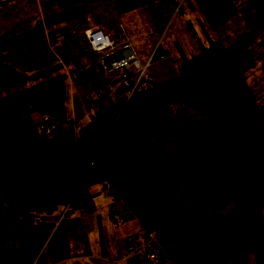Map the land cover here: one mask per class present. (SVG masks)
<instances>
[{
  "label": "trees",
  "instance_id": "1",
  "mask_svg": "<svg viewBox=\"0 0 264 264\" xmlns=\"http://www.w3.org/2000/svg\"><path fill=\"white\" fill-rule=\"evenodd\" d=\"M10 1L3 0V4ZM155 1L158 0H114L122 13ZM75 50L78 57L96 53L85 38L75 42ZM158 53L160 46L152 61ZM84 72L89 81L99 80L113 87V76L116 75L106 74L99 61L85 65ZM28 80L27 74L13 67L0 50V91ZM197 93L203 98L208 117L202 122L203 134L193 153L194 160L210 162L223 154H227L228 159L224 158L222 164L208 170L203 179L197 182L188 179L179 186L176 173H168L164 163L145 160L140 149L172 130L171 124L163 120V108L184 102L198 111L194 99ZM39 97H53L55 101L42 108L36 102ZM232 99L237 101L235 110L223 113L221 106ZM17 103L25 114L23 120L15 117ZM130 103L139 104L146 113L142 122L131 124L133 154L136 167L145 179L143 187L130 165L119 173H101V167L110 164L115 154L106 149L105 141L116 129L117 121L126 118V107ZM31 110L50 115L62 124L73 120L65 73L47 77L21 90L17 88L0 98V199L4 213H51L66 207V214L92 211L96 208L98 195L95 187L106 183L122 199L139 225L154 231L155 237L170 233L171 224L166 222L174 216L170 199L177 198L186 211L185 226L177 235L184 248L193 254L196 264L221 261L264 264V114L260 113L257 97L241 79L222 42L212 41L202 51L184 60L182 74L154 86L150 95L134 93L127 101L112 103L102 112L94 113L80 129H57L54 149L51 147L53 141L36 142V122ZM119 142V152L128 153L130 148L121 139ZM241 148L247 153L245 171L250 176L248 196L242 208L243 220L239 225L243 237L235 234L232 216L242 183L235 161ZM38 149L45 151L44 180L32 168ZM178 154L180 172H190L193 166L187 162L191 154L188 144ZM228 182H232V190L226 188ZM141 188L145 202L136 200ZM218 234L227 236L225 245L210 244ZM175 260L178 264L184 263L182 256ZM46 263L45 254H41L35 264Z\"/></svg>",
  "mask_w": 264,
  "mask_h": 264
},
{
  "label": "crops",
  "instance_id": "2",
  "mask_svg": "<svg viewBox=\"0 0 264 264\" xmlns=\"http://www.w3.org/2000/svg\"><path fill=\"white\" fill-rule=\"evenodd\" d=\"M40 1L45 14L44 23L30 22L19 27L5 28L0 34V50L13 67L25 72L29 77L25 84L17 86L19 90L60 73L67 75L71 88V75L76 77L77 90L85 92L86 95L81 97L91 99V106L85 111L77 110L75 102L72 105L71 101L72 117L78 127V119L81 120L88 115L92 118L94 113L98 112L93 108L94 101L99 94H106L105 89L110 91L112 87L97 83L99 80H88L84 66L96 62L97 54L94 53L96 56L93 58L90 57L91 54L78 57L75 42H82L85 38L83 32L95 26H99L101 32L114 44L121 43L124 35L131 41L128 30L124 29L123 33H126L122 35L123 33L117 30L119 28H115L122 27L127 15L119 11L115 2L109 0L96 3L100 4L97 10L84 0ZM159 2L164 13L168 9H175V20L189 33V46L193 54H184L179 50L176 59L183 63L192 57L190 55L194 56L202 51L210 42H222L241 79L257 97L260 113L264 114V0H159ZM75 19L79 20L80 24L75 27V32H72ZM71 21L72 23H69ZM159 46L160 53L164 54L163 48ZM170 56L166 54L162 60ZM151 63L147 68L151 67ZM113 75L118 77L116 73ZM89 83H96L97 88H82V85ZM113 85H117L116 79L113 80ZM4 90L0 91V98L4 97L2 96ZM54 101L53 97H39L36 102L39 107L46 108ZM35 122L37 123V118ZM95 190L98 191L95 207L98 209L112 207L116 197L115 191L106 183L95 187ZM63 210L64 208L51 213L6 214L0 209V264H7L9 260H14L17 264H35L41 254L46 256V264H148L135 255L127 254L126 235L139 226L134 216L120 225H101L97 229L87 230L85 256L79 259L70 258L65 228L76 224L78 216L75 213L63 214ZM170 227V233L163 237L164 243L157 240L158 243L166 251V246L178 241L180 246L178 253L189 251L184 248L177 235L184 226L179 230L172 225ZM226 242L225 235V244ZM178 256H182L185 263L184 254L179 253ZM190 263L196 264L195 259ZM212 264L230 263L221 261Z\"/></svg>",
  "mask_w": 264,
  "mask_h": 264
},
{
  "label": "rangeland",
  "instance_id": "3",
  "mask_svg": "<svg viewBox=\"0 0 264 264\" xmlns=\"http://www.w3.org/2000/svg\"><path fill=\"white\" fill-rule=\"evenodd\" d=\"M98 0L94 2H89L91 4L90 7L95 8L97 10L100 4L102 3ZM114 3V0H109ZM159 0L149 3L144 7H139L133 9L131 11L126 12L123 25L122 27H115L120 32H124L128 30L131 35L132 40L129 41L124 35V40L119 44H114L110 39V41L115 46H119L125 44L126 42L130 45V50L136 57V59L143 65L147 63L148 59L153 57V54L156 48L161 45L163 48V52L165 57L166 54L170 56L169 58L162 60L160 59L158 53L155 58L153 59V63H151V67L146 68L142 79L135 90V94H151V89L159 84L164 82L170 81L183 72V63L176 59V55L178 54L177 51L182 50L184 54H193L191 53V48L189 46V37L188 31L184 30L178 24V21L175 20V9H168L166 13H164L162 9V4H159ZM43 18H45L43 5L41 3ZM96 14V13H95ZM167 14V17H166ZM73 21V20H72ZM69 22V23H72ZM44 23V20H43ZM79 20H74V25L72 26V32H75V27L79 25ZM124 26V27H123ZM158 41L156 42V40ZM132 43V44H131ZM156 46V47H155ZM97 61L99 58V53H97ZM96 54L92 53L90 55L91 58L95 57ZM189 56V55H187ZM193 56V55H190ZM164 57V58H165ZM119 74L118 71L113 72V74ZM112 74V73H111ZM117 80V85H113L110 91L105 89L106 94H99L97 100L94 101V104L100 101V96L104 97V100L101 102V109L107 108L105 105H110L112 102L115 103L120 100L127 101L126 97L124 96L123 90L119 87V75L118 77L113 76ZM71 101L72 105L75 102L77 110H89L88 108L91 106V99L90 98H83L86 97L84 94L85 92L77 90L76 86L78 87L77 81L78 79L71 75ZM97 83H100L97 82ZM101 86V84H99ZM89 87L97 88L96 83L82 85V88ZM17 89V86L14 88H7L5 89L2 96H8L12 94ZM84 89V90H86ZM108 95V96H106ZM83 96V97H81ZM195 101L197 102L199 109L196 111L195 109L191 108L187 103L179 102L167 106L162 109L163 120L169 122L172 126V130L169 132L167 136H162L160 140L153 141L149 144L144 145L141 147L140 152L145 160H152L157 163H164L165 167H167L168 173L172 171L176 173L178 179L177 184L180 186L186 180H192L194 182L203 179L208 170L211 168L220 165L223 163L224 158L228 159L227 154H223L221 157H217L210 162H197L194 160L193 153L199 147V138L202 136V122L206 120L208 117L207 107L203 102V98L200 93L195 95ZM126 103L124 104L125 107ZM237 106V101L232 99L221 106V111L225 114L230 113L235 110ZM79 112V111H78ZM126 118H120L117 121L116 129L108 136L105 141V147L108 151H114V159L113 161L101 167V173L104 175H109L113 173L121 172L125 166L130 165L134 168L138 178L141 181L142 187L145 185L144 176L138 171L136 167V158L133 154V142L131 136V124H137L142 122L146 118L145 110L139 104H128L126 107ZM80 116V114L78 115ZM15 117L18 120L25 119V114L21 108L19 103L16 104L15 109ZM35 121V117H32ZM91 120V116L88 115L86 118L78 119V127L80 129L84 125H86ZM187 124V125H186ZM119 139H121L129 148L130 151L126 154H121L119 152ZM188 144L190 148L191 154L187 162L193 166L192 170L188 173H181L179 170V152ZM56 146V141L51 143V147L54 149ZM44 158H45V151L42 149H38L36 152V156L33 161L32 168L38 174L41 180H44ZM236 163L239 166L240 171V180L242 179V183L239 186V199L237 201L236 210L233 212V220L235 225L234 232L243 237L242 232L240 231L238 225L242 222L243 219V205L247 200L248 196V185L250 176L245 171V166L247 163V153L244 148H241L239 151L238 156L235 159ZM195 163V164H194ZM182 178V179H181ZM226 188L228 190L233 189L232 182H228L226 184ZM52 186L50 185L48 188V192L50 193ZM136 200L140 202H145L146 198L144 197L143 188L139 191L136 196ZM170 204L174 210V216L167 220L168 224H171L176 230L181 229V227L185 226L186 223V211L180 204L177 198H171ZM157 239L160 243L163 242V235H156ZM211 245L223 246L225 245V235L218 234L216 235L210 243ZM178 241L172 245L166 246V252L172 258H177L179 253H183L185 257L184 264H193L190 263L194 261V256L190 251H183L178 253ZM178 246V248H177ZM176 248V249H175Z\"/></svg>",
  "mask_w": 264,
  "mask_h": 264
},
{
  "label": "built area",
  "instance_id": "4",
  "mask_svg": "<svg viewBox=\"0 0 264 264\" xmlns=\"http://www.w3.org/2000/svg\"><path fill=\"white\" fill-rule=\"evenodd\" d=\"M43 20L40 0H11L5 4H3V0H0V34L5 28L19 27L30 22L43 23ZM83 34L92 50L99 53L98 61L104 72L106 74L119 72V87L128 100L135 93L152 58L148 59L145 65L141 64L131 52L128 42L119 46L113 45L109 38L101 32L99 26L89 28ZM159 57L163 59L165 55L160 54ZM103 100L104 97L100 96V101L94 104L95 111H103L101 109ZM31 115L37 118L35 139L41 144L52 142L57 129L76 130L77 128V123L74 120L62 124L56 118L50 115H41L36 110H31ZM66 212L67 207L63 210V214ZM77 216V223L65 228L68 253L72 259L85 256V232L87 230L97 229L101 225H120L126 223L134 215L116 194L112 207L108 209L95 208L92 211L79 213ZM126 241L127 254L135 255L148 264H178L158 243L155 232L145 227L139 225L129 231ZM7 264L17 263L14 260H9Z\"/></svg>",
  "mask_w": 264,
  "mask_h": 264
},
{
  "label": "bare ground",
  "instance_id": "5",
  "mask_svg": "<svg viewBox=\"0 0 264 264\" xmlns=\"http://www.w3.org/2000/svg\"><path fill=\"white\" fill-rule=\"evenodd\" d=\"M155 56V55H154Z\"/></svg>",
  "mask_w": 264,
  "mask_h": 264
}]
</instances>
